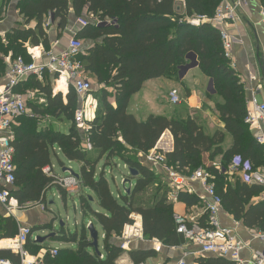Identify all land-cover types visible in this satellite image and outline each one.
Segmentation results:
<instances>
[{"label": "trees", "instance_id": "trees-1", "mask_svg": "<svg viewBox=\"0 0 264 264\" xmlns=\"http://www.w3.org/2000/svg\"><path fill=\"white\" fill-rule=\"evenodd\" d=\"M5 1L10 2L2 0L4 5ZM220 1L17 0L16 9L27 27L16 26L0 36V75L6 70L3 56L9 52L11 58L20 54L29 61L28 47H50L47 18L57 22L59 30L65 28L70 10L76 17L87 15L92 18L84 19L86 24L75 35L81 41L88 39L93 42L83 48V53L77 58L87 75L93 77L99 86L89 92L96 104L92 116L85 117V131L78 127L74 118L78 96L71 86L63 93L65 88L58 83L55 88L58 91L53 92L50 81L42 83L35 75L15 86L17 92L34 87L45 102L41 105L29 103V111L15 118L12 125L15 181L10 195L20 204H45L46 191L56 185L54 177L44 173L43 168L48 166L52 173L50 157L55 155L54 148H59L66 159L81 162L77 195L80 209L83 216L90 215L94 219L92 224L104 232V255L100 257L101 254L89 246L90 239L83 227L80 233L60 229L51 239L76 243V248L58 249L57 256H47L48 264H117V259L124 252L118 237L126 225L133 223L134 214L141 217L142 234L146 239L155 238L167 246L185 243L183 235L176 230L168 182L159 181V175L140 158L155 147L166 130L173 140L172 151L162 152L166 163L185 175L201 167L207 174V180L214 184L225 210L235 218H242L246 226L256 224L250 220L244 207L249 198L261 193L263 188L255 184L249 186L237 176L232 187L225 175L213 165L215 156L222 152V132L207 135L190 117L182 118L173 113L169 116L149 114L144 119H137L127 110L129 98L141 89L146 80L173 77L179 66L186 63V56L192 53L199 70L213 81L216 95L222 100L217 103L219 118L233 138L231 148L222 152L221 165L227 167L238 157V170L247 163L245 172L249 173L264 163V147L251 136L249 125L244 121L247 111L244 87L230 66V60L224 56L219 32L205 21L196 26L188 23L191 18L213 16ZM260 2L264 6V0ZM48 116L70 123L68 133L39 127V122ZM84 143H88L90 149L84 148ZM100 160H103V165L97 172ZM118 161L135 170L127 180L134 183L128 184L131 186L129 189L125 187L113 194L104 169L116 166ZM56 187L61 198L65 199L67 193ZM147 190L152 192L151 197L140 200L139 194ZM86 191L94 193L99 211L92 208V198ZM176 199L186 206L199 201L184 190L176 191ZM2 222L0 238L15 236L18 231L16 220L7 216ZM4 229L5 233L2 232ZM30 229V233L35 230ZM129 255L133 264L145 258L138 251L129 252ZM1 258L14 264L19 262L16 252L10 249L0 250ZM193 264L234 262L209 254L195 258Z\"/></svg>", "mask_w": 264, "mask_h": 264}, {"label": "crops", "instance_id": "crops-1", "mask_svg": "<svg viewBox=\"0 0 264 264\" xmlns=\"http://www.w3.org/2000/svg\"><path fill=\"white\" fill-rule=\"evenodd\" d=\"M231 2L233 0H221ZM17 0H10V2L5 6L2 0H0V36L3 37L6 31H9L16 26L27 27L22 22L21 16L18 14L16 9ZM264 6L261 4L260 0H246L244 4L237 8L238 19L232 25L228 26V33L233 39V44L231 48V60L233 63V68L236 71L243 87L246 99V108L248 109L252 106L251 100L256 98L258 103L264 102ZM89 19L90 16L83 15L82 17H76L72 10H70L67 17V24L63 30L57 29V22H53L50 18H47V34L50 40V47L54 46L55 42H59V48H64L67 41L71 37H75L76 33L82 28L80 25L79 19ZM96 21V20H95ZM32 25V23H30ZM29 25V26H30ZM83 48L91 46L93 42L88 39H82ZM50 47L48 49H50ZM48 49L39 46L37 48L28 47L27 53L33 56V61L37 64H42L46 62V57L44 52ZM11 53L9 52L6 56H3V60L6 63V69L9 62L11 61ZM29 60V61H30ZM190 60V59H189ZM187 59L186 63H189ZM185 63V64H186ZM183 64V65H185ZM181 65V66H183ZM179 66V78L182 83L185 84L186 88L190 90L189 97L186 98L185 105L182 106L180 112L181 117H190L193 119L202 129V131L207 135H212L217 131L223 133V140L221 142L222 152L228 150L233 145V138L229 132L224 128V123L221 121L217 111V103L222 102L221 98L216 95L215 88L213 86V81L211 78L205 76L199 68L196 66L188 68L185 72ZM6 71V70H5ZM47 75L42 76L40 81L45 83V81H50L53 92H56V74L53 72L45 71ZM93 85L97 86V83L93 77L87 75ZM34 77V76H33ZM28 78V77H27ZM26 78V79H27ZM26 79L21 80L20 82L25 81ZM171 78L159 77L146 80L141 89L133 94L128 101L127 110L134 114L137 119H144L149 114L154 115H171V107L178 104H172L169 100V106L166 101V92L169 88ZM23 84V83H22ZM22 84L20 86H22ZM19 87V86H18ZM99 87V86H97ZM62 92L65 93L66 87H63ZM18 89V88H17ZM13 89V92L19 93L25 100L26 105L29 103H38L39 105L45 102L44 97L40 94L34 87H28L23 92H17L18 90ZM6 79L5 72L0 75V94L6 93ZM109 91L110 88H108ZM169 99V98H168ZM88 100V101H87ZM110 102L113 103V98H109ZM77 107H81L86 114L85 117H90L94 113L96 101L91 94H87L83 99L78 97ZM15 121H12V125ZM78 125V124H77ZM249 131L252 137L256 138L260 135H264V119H259L253 123H248ZM39 127H50L55 131H60L62 133H68L70 128V123L66 120L58 121L52 117L43 118L39 122ZM264 147V143L262 144ZM83 147L86 148V143L83 144ZM173 149V140L169 131H164L159 137L157 143L155 144L154 150L161 151L163 153L171 152ZM55 155H51V169L52 173L55 176H65L70 175L65 172L55 171L54 163L52 161V156H54L61 167L63 168V162L60 157L66 159L61 153L59 148H54ZM222 152L215 156L213 160V165L225 175V178L228 183L234 187L235 177L243 179L244 172L243 168L238 170L239 158L235 157L233 163L236 164L235 169H233V163L229 164L227 167L221 165ZM141 160H144V156H140ZM67 160L68 166L72 167V164H75L78 168L76 173L80 175V166L81 162ZM101 161V160H100ZM98 163L97 168L99 172L101 171L103 160ZM245 164V163H244ZM264 163L258 168H262ZM244 166V165H243ZM128 168L124 163L116 162L114 167H106L104 171L110 169L111 173L114 168ZM256 168L255 170H257ZM254 171V170H253ZM154 172L159 175L160 179L167 182L165 173L158 167L154 169ZM106 177V175H105ZM113 177V176H112ZM108 180V179H107ZM245 181V180H244ZM131 184L130 182H125L122 179V186L128 188ZM249 186L253 183L246 182ZM132 185V184H131ZM257 185V184H255ZM110 186V184H109ZM187 186L192 188L194 196H196L199 201L195 205L186 206L185 203L178 201L176 197H172L169 194V200L172 202V211L173 214L183 216L187 221H195L199 224H202L205 220V210L203 207V202L200 200L201 196H204V189L200 185L199 181L196 179H187ZM56 189L61 198L60 192L56 186L50 187L46 193L52 196ZM110 189L113 194H117L118 191L122 189L118 188L116 191H113L111 186ZM124 189V188H123ZM86 194L92 197V208L95 211H99L97 206L96 198L93 192L86 191ZM46 196V194H45ZM75 196V195H67ZM66 196V197H67ZM47 198V196H46ZM62 199V198H61ZM53 200V196H52ZM64 200V199H62ZM49 203V201H48ZM79 203V201H78ZM50 204V203H49ZM245 212H247L248 217L251 221H254L256 224L251 226H246L243 224L242 218H235L231 213H229L222 206L219 219L223 226L228 227L232 230L233 236L239 241H242L245 246L240 251V257L246 261L247 264L250 263V260L254 254L262 252L264 253V192L262 191L259 194H253L248 202L245 204ZM79 210L82 216L81 224L82 227H85L89 223H92L94 219L89 216H83L80 205ZM45 213L47 217L52 220L56 218L53 215V212L49 205L44 206V204L36 203L29 207H22L15 209L12 213H7L5 208L0 205V227H2V219L7 216H12L16 222L17 226L26 225L34 230L30 236V240L26 243V249L29 252V255L37 259H42L43 264H48V257L50 256L49 250L56 248H76V243L73 242H63L58 240H53L51 237L56 234L60 228L55 225L56 219L53 220L52 224L47 226V228H42L45 225ZM133 223L132 225V235L128 238V241L124 245V252L117 259V264H133L129 252H140L141 255L145 256L144 260L140 263L144 264H173L177 260L183 258L186 260L187 264H193L195 258L199 256H207L200 252L199 248L194 245L192 242L185 241L181 245L167 246L161 241L153 238L146 239L142 234L141 227V217L138 214L132 215ZM87 221V223H86ZM260 223V224H259ZM259 224V225H258ZM94 228L98 233V250L100 254L104 255L103 241H104V232L97 227L95 224ZM59 226V225H58ZM61 227V226H60ZM87 227V226H86ZM82 229V228H81ZM43 230H48L47 234H41ZM65 231L70 232V230L65 227ZM5 233V229L2 231ZM3 233V234H4ZM51 233L53 235L49 236ZM72 233V232H71ZM14 237V236H13ZM12 238H0V250L10 249ZM89 238V236L87 235ZM34 238L36 240H34ZM37 241V242H34ZM120 241V240H119ZM90 251L93 249L89 248ZM30 251H33L32 254ZM51 257V256H50ZM45 261V262H44ZM12 262V261H11Z\"/></svg>", "mask_w": 264, "mask_h": 264}, {"label": "built area", "instance_id": "built-area-1", "mask_svg": "<svg viewBox=\"0 0 264 264\" xmlns=\"http://www.w3.org/2000/svg\"><path fill=\"white\" fill-rule=\"evenodd\" d=\"M183 1V0H178ZM246 0H233L231 2H221L213 16L209 18L197 17L188 20L191 25H198L200 22H208L219 32L220 41L224 51V56L231 60V48L233 39L228 33V26L237 21V8L244 4ZM264 15V13H263ZM80 25L84 26L86 21L79 19ZM97 23H99L97 21ZM83 53V43L76 37H71L64 48H59V42L56 41L54 46L44 52L46 62L37 64L31 56L30 61H26L22 56L12 58L5 71L7 92L0 94V205H2L7 213H12L15 209L22 205L32 204L25 202L20 204L17 199L10 195V191L14 186V162L13 148L11 146L12 121L18 116L26 112V103L21 94L13 92L14 87L23 79L30 75H35L41 79L45 71L56 74V82L62 80L64 87L71 86L79 98H84L92 91V83L84 70L83 64L77 58ZM233 68V63L230 62ZM169 101L172 104L180 102L179 93L176 89H171L168 94ZM250 106L244 118L246 123H253L259 119H264V102L258 103L256 98L251 100ZM84 111L78 107L75 111L74 118L78 127L86 130ZM260 144L264 143V135L256 138ZM86 148L90 149V145L86 143ZM143 162L149 167L155 169L160 168L166 175L168 186L170 187V196L176 197V191L184 190L193 193L192 188L187 186V179H196L204 189V196L200 197L203 202L205 221L203 225L193 221H187L183 216L174 214V220L177 224V232L181 233L185 241L192 242L196 245L200 252L214 256L224 257L231 260L234 264H247L240 257V251L245 244L239 241L232 234V230L222 225L219 219V213L222 208L221 197L216 192L212 182L207 180V174L199 167L190 175L182 174L166 163V158L162 152L151 149L143 154ZM236 164L232 167L235 169ZM248 168L247 163L243 166V172ZM43 172L54 177L53 183L63 189L67 195L77 196L80 191V180L73 175L55 176L50 172L48 166L43 168ZM243 179L246 182L260 185L264 192V165L262 168L244 172ZM132 225H126L118 237L120 239V247L124 248L125 243L132 235ZM30 227L19 225L16 235L11 241V247L19 257L17 264H43L42 259H37L29 255L25 248V242L28 236H31ZM264 236V234L262 235ZM34 240H36L34 238ZM51 257L57 256L58 249L49 250ZM102 257V255H100ZM0 264H14L9 259L1 258ZM144 264V263H138ZM173 264H187L186 260L181 258ZM249 264H264V253L259 252L252 256Z\"/></svg>", "mask_w": 264, "mask_h": 264}, {"label": "rangeland", "instance_id": "rangeland-1", "mask_svg": "<svg viewBox=\"0 0 264 264\" xmlns=\"http://www.w3.org/2000/svg\"><path fill=\"white\" fill-rule=\"evenodd\" d=\"M7 4H8V1H5V6ZM84 19L85 20H89V19H86V18H84ZM90 19L92 20V18H90ZM188 20H190V19H188ZM179 77L180 76H179V70H178L177 71V74H175V75L173 74V77H171V80L172 81L170 82L169 88H168V90L166 92V95H165L166 96V101L168 103L167 105L169 106V102H168V100H169L168 99L169 91L171 89H176L178 91L179 98H180V102L178 103V105L171 107V109H172L171 112L173 114H175L176 116H182L180 110H181L182 106L185 105L184 103H186V98L189 97V95H190V90H188L186 88L185 84L182 83V81H180L181 79ZM91 83H92V86H93L92 89H93V91H95L98 87L96 85H93V82H91ZM26 111H29L28 108H27V105H26ZM83 116H86V114L84 113ZM15 120L16 119H14V121ZM60 159H61V161L64 164L63 167L70 168L73 171V173L77 174L76 173V170H78V168H77V166L75 164H72V167H67L68 166L67 160L66 159H63L62 157H60ZM52 161L54 163L55 171L61 172V173L65 174V172H62L61 171V167L58 164V162H57V160H56V158L54 156H52ZM96 171L99 172V168H96ZM104 174L106 175V178L108 179L109 184H110V186H111V188H112L113 191H116L117 187L120 188V189H122V191H123V188H125V187L122 186V179L126 182L127 180H130L131 179L130 177L132 176V175L129 174L128 169H126L124 167H122V168H114L112 170V173H111L110 169H107V171H104ZM158 180L159 181H163V179H160L159 177H158ZM127 184L128 183H126V185ZM130 187L131 186H128V189ZM52 190L54 191V193L52 195L53 196L52 203H50V204L48 203L49 195H48V193H46L47 201L44 204V206L47 207V205H49V207L51 208V210L53 212V215L56 218H53L52 220H50L47 217L46 213H45V225L42 226V228L43 229L44 228H47V226L51 225L52 222H53V220L56 219L57 221L55 222V225L58 228L64 229L65 227H67L70 230V232L76 231L77 233H80L81 232V228H82V224H81L82 216H81V213H80V210H79L78 197L77 196H73V197L72 196H67L64 200H62L60 198L59 194H58V191L56 189H52ZM151 194H152V192L150 190H147L146 192H144L142 194H139V197L138 198L140 200L141 199L147 200L148 197L149 198L151 197L150 196ZM31 205H33V203L32 204H29V205H22L21 208L22 207L23 208L24 207H29ZM60 223H61V225H59ZM86 223H87V221H86ZM86 226L83 227V229L86 232V234L88 235V231L86 230ZM48 232H49L48 230H43V232L41 234L42 235L44 233L47 234Z\"/></svg>", "mask_w": 264, "mask_h": 264}, {"label": "water", "instance_id": "water-1", "mask_svg": "<svg viewBox=\"0 0 264 264\" xmlns=\"http://www.w3.org/2000/svg\"><path fill=\"white\" fill-rule=\"evenodd\" d=\"M189 23V22H188ZM186 59H190L189 60V63H186L185 65L181 66L182 70L185 72L188 68L190 67H193V66H196L197 65V61H196V58H195V55H193L192 53H189L187 56H186ZM128 172L129 174H133L135 173V170L131 167H128ZM62 172H67L71 175H73L74 177L78 178L79 179V175L78 174H75L73 173V171L70 169V168H66V167H63L62 168ZM90 199L92 198L91 196H89ZM48 201L49 203H52V196H49L48 198ZM61 225V223L59 224ZM86 230L88 231V236H89V239H90V244L89 246L92 247L95 252L100 255V252L98 250V243H97V239H98V233H97V230L94 228L93 224L92 223H89L86 227ZM54 233H51L49 236L53 235Z\"/></svg>", "mask_w": 264, "mask_h": 264}, {"label": "bare ground", "instance_id": "bare-ground-1", "mask_svg": "<svg viewBox=\"0 0 264 264\" xmlns=\"http://www.w3.org/2000/svg\"><path fill=\"white\" fill-rule=\"evenodd\" d=\"M58 83H59L60 85L64 86L63 83H62V80H60Z\"/></svg>", "mask_w": 264, "mask_h": 264}]
</instances>
